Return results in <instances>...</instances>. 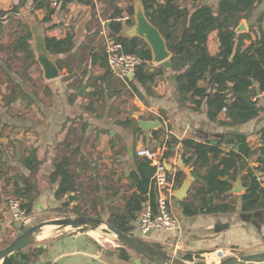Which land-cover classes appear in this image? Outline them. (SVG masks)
Wrapping results in <instances>:
<instances>
[{"label": "trees", "instance_id": "1", "mask_svg": "<svg viewBox=\"0 0 264 264\" xmlns=\"http://www.w3.org/2000/svg\"><path fill=\"white\" fill-rule=\"evenodd\" d=\"M12 1L11 10H0V38L7 25L15 22L17 29L8 46L12 56L20 59L26 69L37 66L30 49L31 32L29 25L22 18H17L16 21L15 16L27 5L29 9L40 11L45 16L56 17L60 11H66L70 4L89 7L92 18L88 23L95 22L92 29L104 28L111 43L121 44L123 53L136 55L141 61L133 72V80L119 78L109 68L106 51L93 46L92 30L88 26L78 46L70 31L63 38L45 37L48 53L57 58V67L64 72L53 92L49 86L46 87V92L57 97L66 95L68 106L74 105L78 111L73 117H65L61 131H66V134L56 144L50 164L52 168L48 172L45 168L48 166L50 150L31 146L19 157V163L26 172H16L8 179L6 187L9 196L18 199L28 214H32L44 189L50 185L55 187L54 198L63 200L57 208L58 213L63 212L65 217L74 215L102 219L106 211L105 220L111 226L120 232L131 234L133 223L144 203L148 201L154 209L156 204L155 188L152 185L154 169L146 158L138 157L135 152L136 142H146V138L142 137L146 131L139 127L138 120L135 119H119L116 115L112 121L123 131H130L132 139L135 170L129 172L127 179L129 189L134 191L128 196L124 193L121 195L123 209L103 206V200L116 197L121 184L116 190L109 183L105 187L97 184L89 186L88 190L94 197L86 199L87 187L80 181L81 174L95 167L91 166L93 162L81 152V145L89 127V119L104 115L108 105L109 115L111 116L112 111L117 114L120 109L114 102L119 98H135L147 105L149 99L156 98L154 88L169 72L174 75L179 101L183 105H190L189 108L194 112L200 111L205 104L203 112L210 123L216 122L223 128L236 129L257 119L262 112L255 97L264 95V0H207V5H204V0H140L146 19L158 29L166 43L170 53L169 69L152 64L150 48L144 40L122 34L125 28L134 25L133 0H59L57 7H52L49 0ZM120 1L126 3L124 8ZM258 9L260 11L255 14ZM254 14L257 15L256 20L246 27V32L236 33L240 23L244 22L246 25ZM214 32L218 49L211 54L207 43ZM22 71H17V79H7L9 85L3 95L5 108L11 107L18 100L27 99L28 104H33L25 88L21 86L26 82L25 78H28L22 75ZM82 84L91 91L80 98L77 93ZM10 115L22 118L18 114ZM151 119L161 122L159 117ZM100 132L110 134L108 130ZM161 132V128L157 129L152 139H159ZM113 135L117 138L121 134ZM113 140L110 141L111 148L115 147ZM261 141V146L251 148L243 140L213 142L188 138L179 141L172 135L168 136L164 144H161L165 147L163 159L172 157V149L180 144L183 161L192 168L191 175L196 178L193 193L179 201L183 214L193 216L199 212L232 213L237 208L242 213L264 210V187L260 180L251 170L242 174L246 159L252 156L264 168V130L261 131ZM224 144H232L238 150L224 151L221 149ZM4 152L5 148L0 145V180ZM201 169H205V174L200 173ZM257 170L261 171V168L258 167ZM238 174L244 192L239 199H235L227 192ZM44 175H47V180ZM168 175L171 178V173L168 172ZM183 176L178 170L174 176L176 185H180ZM121 180L122 176L110 179L116 183ZM107 191L112 193L102 198V194ZM70 194L78 196L79 200L68 201L66 198ZM24 227H18L19 234L27 229ZM41 253V249L31 246L6 258L2 264H29L36 261ZM120 256L127 259L128 253L120 252Z\"/></svg>", "mask_w": 264, "mask_h": 264}, {"label": "crops", "instance_id": "2", "mask_svg": "<svg viewBox=\"0 0 264 264\" xmlns=\"http://www.w3.org/2000/svg\"><path fill=\"white\" fill-rule=\"evenodd\" d=\"M124 3L125 2L120 1L121 6H123ZM99 7L100 5L97 6V8ZM1 9L3 11L10 10V8ZM86 10L87 14L89 12L90 15L91 9L89 7L79 4H70L68 5L66 11H60L58 17L66 24L63 26L66 28L60 29L59 31L61 38H63L66 33L70 31L75 36L77 46L82 42L84 35L81 36L80 39H77L78 36L75 30L77 28L76 20L79 21L78 13ZM88 22L89 20L87 19L84 24L92 30L91 37L93 40V46L100 50H105L110 43L106 36L105 29H92L94 26L93 22ZM101 24L103 25V22ZM215 35V32L211 33L208 38L207 46L211 54L216 53L218 49ZM51 36L58 37L56 34ZM254 38L255 37L253 36V39ZM98 40H100V42ZM169 73L170 76L167 74L168 88L163 87L162 80L154 88V92L156 94L155 99H149V103L147 105H144L139 100L134 101L135 108L138 109L136 111H138L140 115V118L137 119L138 121L145 120L157 122L151 119L154 117H159L161 120V122H158L159 126L156 129L149 130V132L143 134L142 137L146 138L145 143L141 140L136 142L135 152L138 148L143 147L144 145H148L150 147V144H153L156 148L163 147L161 144H164L165 140L170 135L174 136L179 141L188 138H195L197 141L205 139L215 142V140H236L234 139L235 136L242 134L245 138L238 140L246 141L251 148H256L263 144L261 141V131L264 130L263 94L255 97L258 106L262 108V112L257 119L236 129H226L219 126L216 122L210 123L208 121L206 114L203 112L205 104L202 106L201 110L197 112L192 111L189 108L190 105H183L178 99L174 75L172 72ZM52 85V88H54L55 85L53 83ZM86 91L85 92L88 93L91 89H86ZM60 98L61 100L55 101L54 104H62L63 106H56V112L52 109L51 112L47 113V115L44 116L46 123L40 124L30 118H20L19 120L14 119L13 123L20 127H24V133L19 134L20 132H18L17 129L12 128L0 129V131H2L0 133V145L3 144L1 146L5 148V152L2 154L4 165L3 167L1 166L2 178L0 180V235L9 232V229L12 228V220L7 209V200L10 198L6 187L9 181L8 179L16 172H26L25 168L19 163V157L31 146H36L44 150L49 149L51 154L45 171L48 172L52 168L50 164L54 157L56 144L58 142L60 143L66 134V131H61V128L63 122L65 121L66 109L70 107L67 104L66 95L60 96ZM108 107L109 105L106 107V111L101 117L97 119H89V127L87 130L89 133L87 134L88 136L86 135V137H84L81 145V152L92 163L91 158L96 155V153H94V148L97 147V150H102L100 151L102 152V154H100L101 157H105L108 161H111V159L116 161L113 165L108 164V162L104 165L105 181L102 187H105L107 183H109L112 185V188L116 190L121 184L122 187L120 192L116 195V197H110V200L107 202H115L117 200L119 203H111V206L123 209V203L120 199L121 195L124 193L128 196L134 191L129 189V181L127 179L129 172L131 170H135L131 149L132 139L130 131H123L122 128L113 124V120H111V116L109 115ZM62 109L65 111L62 112ZM159 128H161L164 133H159V139H152V135ZM103 130L110 131V134L101 133L100 131ZM91 132L93 133L92 137L89 136ZM113 133L121 135L116 138L113 137ZM8 136L15 138L11 143V146L9 144V146H7L6 144ZM87 138H89V143ZM112 139H114L113 141L115 142L114 148H111L110 146V141ZM154 143H158V145ZM85 144L86 152L83 148ZM221 149L224 151L238 150V148L232 144H224ZM181 150L182 147L178 144L172 149L174 153L173 156L166 160V163L169 166V170L167 171L171 173V176H175L177 171L180 170L177 164L178 157H182ZM93 165L94 164L92 163L91 166L94 167ZM184 166L187 165L184 163ZM258 167L261 168V171L257 170ZM188 170L190 173L192 172V168L189 166ZM250 170L254 172L258 180H260L261 185L264 187V168L256 162L255 156L246 159L242 174H246ZM200 173L202 175L205 174V169H201ZM45 176L47 175H44V178H46ZM121 176L122 180L120 183L110 181L112 177L117 178ZM193 178L194 181L187 193V196H189L190 193H193L192 188L196 185V178ZM183 179L184 176L181 182ZM80 181L84 182L83 177L80 178ZM84 184L86 186L85 182ZM90 186H95V184L91 183ZM179 186L180 185H176V189ZM48 187H53L55 189L54 186L49 185L46 188ZM46 188L44 191L47 190ZM107 192L108 196L112 193V191ZM242 193L232 194V196L235 199H239V196ZM52 200L59 204L63 201L54 199V196L50 199V201ZM179 201L180 200L174 198L171 200L170 204L171 213L178 222V229L174 231H152L148 236L143 237L147 238L150 236L149 238L154 243L159 245V249L185 261L195 262L197 260H212V258H210L212 257L211 255L218 249L224 250L228 256H237L239 253L249 254L259 252L256 251L259 249H255V247L259 244H264V210L242 213L241 210L237 208L232 213L199 212L193 216H185L180 208ZM45 202L46 200L44 199V195H41L39 201L35 205V208L37 205L42 206V204H44L45 206L47 204V202ZM147 202L148 201H146V203ZM139 214L136 221L133 223L134 228L131 231L132 235L137 232L140 236L138 231ZM58 218H62V216L58 215L52 219ZM16 234L18 233L15 232L14 236ZM107 243L108 244H99L98 241L88 232L56 234L53 237L42 240L38 244L34 245V248L41 249L42 253L36 261L29 264H142L139 257L134 258L135 255L131 253H128L127 259L121 257L120 252H117L114 255L103 254L98 249V246H100L102 250H112L116 246L109 244L110 242ZM188 257L190 259H187Z\"/></svg>", "mask_w": 264, "mask_h": 264}, {"label": "rangeland", "instance_id": "3", "mask_svg": "<svg viewBox=\"0 0 264 264\" xmlns=\"http://www.w3.org/2000/svg\"><path fill=\"white\" fill-rule=\"evenodd\" d=\"M214 2H216V0ZM12 6H13L12 0H3V1L1 0L0 1V10H2L1 8H10V10H11ZM125 6H126V3H124V5L122 7L124 8ZM133 6H134V2H133ZM261 6H263V5H261ZM259 11H260V9H258L255 12V14H257ZM57 15H59V14H57ZM254 15L247 22V24L245 25L246 27L249 24L254 23V21L256 20V17H257V15H255V16ZM78 16H79V21L76 20L77 28L75 30H76V34L78 36L77 39H80V37L83 36L84 32L86 31L85 29H86L87 25H85L84 22H86L87 19L90 21L92 16H91V13L89 15V12L87 14V10L79 12ZM88 16H89V18H88ZM15 17H16L15 18L16 21H17V18H22L29 25L30 28H33V29L39 31L45 37L51 36L54 34H56L58 37H61V34L59 32L60 29L66 28V27H63L66 24L64 22H62L58 16L57 17L56 16H52V17L51 16H45L40 11H32L31 9H29L28 5L26 7H24L23 9H21L19 11V14H17V16H15ZM93 24L95 25V22H93ZM15 29H17L15 22L13 24L7 25V27L4 29L2 37L0 38V129H7V128L17 129L18 132H20L19 134H21V133H24V127H20L18 125H15L13 123V121H14V119H17V118H13L10 114H18L22 118H30L33 121H36L40 124H43V123H46V119L44 116L47 115V113L51 112L52 109H54L56 112V110H57L56 106L62 107L63 105L62 104H54L55 101L61 100L62 97L60 98V97H57L55 95L50 96L47 94L46 87L49 86L51 88V91H52L53 85H52V82L48 83V82H45L43 80L42 73H41V70L38 67V65L37 66L33 65V66H31V68L26 69L24 63H22L21 60L18 59L17 57L12 56V54L10 53L8 44L14 35ZM129 31H130V29L125 28L123 30V33L126 35H129ZM6 64L9 65L10 69H7ZM21 69L23 70L22 75H26L29 78V79L25 78L26 82H24L25 84L23 83L21 86L23 88H25L28 96L32 99L33 104H28L27 99L26 100H18L16 102H14L11 105V107L5 108L4 102H3V95L5 94L6 88L9 85L7 79H9V77L13 78L14 80L17 79V77H18L17 71L18 70L20 71ZM63 73L64 72H61V77H62ZM168 76H170V73ZM59 80H60V78L58 79V81ZM167 80H168L167 77H166V79L163 80L162 85L164 88H168V81ZM86 92H85V94H86ZM135 100H137V99L134 98V99L130 100L129 97L119 98L118 100H116L114 102V105L119 106L118 108L120 109V111L117 114H116V111H112L111 112V120H115L116 115H117V117H119V119L131 118V119L137 120L138 118H140L139 112L136 111L138 109L135 108V105H134ZM85 102H87V101H85ZM71 107H73V108L71 109ZM64 111L65 110L62 109V112H64ZM77 111H78V109L74 105L70 106L68 109H66V116L73 117ZM63 116H64V113H63ZM41 118H42V120H41ZM147 132H149V131H146V133ZM30 133H32V132H30ZM88 133H89V131H87L86 135ZM86 135H85V137H86ZM89 136L92 137L93 133L91 132ZM89 138H87L88 143H89ZM14 139L15 138L8 136L6 139L7 140L6 141L7 146H9V145L11 146V143L14 141ZM154 144L158 145V143H154ZM1 145H3V144H1ZM150 145H151L150 147L148 145H144L143 147H147L150 149L156 148V146L154 147L153 144H150ZM83 148L85 150L86 144L83 146ZM94 149H95L94 153H96V155L94 157L92 156L91 159H92V162L94 164L93 166L95 168H92L89 171L86 170L85 172H83L81 174V177H83L84 182L86 183V187H87V189H86V194H87L86 199L87 200L92 199L94 197V195L88 190V187L91 185V183L97 184L99 186H103V183L105 181L104 180V176H105V171H104L105 166L104 165L106 164V162H108V164H110V165H113L116 162L112 159H111V161H108L105 157H101L100 154H102V152H100V151H102V150H100V149L97 150V147H95ZM85 152H86V150H85ZM93 171H94V173H93ZM45 177L47 178V176H45ZM113 178H116V177H113ZM46 189L47 190L44 191L43 195H44V199L46 200L47 204L45 206H44V204H42V206L37 205V207L34 208V211L31 214V217H32L31 224L27 227H24V228H28V227L36 225L40 222L48 221V220L52 219L54 216L59 215V216H62V218L66 216V214H64L63 212L58 213L57 208L59 207V203H57L56 201H53V200L50 201V199H52V197H53V190H55V189L53 187H48ZM106 195H108V192L102 194V198L106 197ZM109 200L110 199L103 200V206L104 207L111 205V203H114V204L119 203L117 200L115 202L110 201L108 203L107 201H109ZM105 213H106V211L104 212L103 219L106 218ZM71 216H74V215H71ZM15 232L18 233L19 228H18V225H16L12 221V228L9 229V232L0 235V249L4 248L6 246V243L9 242V240H11V238L14 236ZM87 232L89 234H91L98 241L99 244H103V243L108 244L107 242H110L109 244L115 245L110 240L109 236L101 233L100 229H98L97 231H87ZM133 235L135 237L140 238L145 243H147L153 247L160 248L158 244L154 243L149 238L150 236L147 238H143V237H140L137 232L133 233ZM53 236H54V234H52V232L47 233L46 235H44V237H46L44 240L51 238ZM255 249H259L256 251H264V244H259L258 246L255 247ZM239 254H244V253H239ZM239 254H237V255H239ZM211 256L212 257H210V258H212V260L209 259L207 261L206 260H203V261H205L207 263H219L220 262V258H218L215 254H212ZM134 258H137V256H135ZM139 260L141 261L142 264H147L146 261H144L140 258H139Z\"/></svg>", "mask_w": 264, "mask_h": 264}, {"label": "water", "instance_id": "4", "mask_svg": "<svg viewBox=\"0 0 264 264\" xmlns=\"http://www.w3.org/2000/svg\"><path fill=\"white\" fill-rule=\"evenodd\" d=\"M133 2L134 25L128 28L130 29L129 35L124 34L123 31L122 34L127 37H138L144 40L150 48L152 64L162 65L163 68L169 69L170 53L166 48V43L163 37L161 36L158 29L146 19L141 1L133 0ZM207 4L208 1L204 0V5ZM29 29L32 40L30 49L34 54L36 64L41 70L42 78L45 82H52L54 85H56L57 80L61 78V71L58 69L56 63L57 58L48 53L45 47V36L33 28L29 27ZM246 30L247 28L244 22H241L235 32L244 33ZM133 77V73L128 74V78L130 80H133ZM85 91V84H82L77 93L78 97H84ZM138 124L143 131L156 129L159 126L158 122L145 120L138 121ZM244 138V135L238 134L234 139L238 140ZM163 163L166 170H169L166 160H164ZM177 165L180 168V171L184 173V179L180 186L174 191V196L176 199L181 201L186 198L187 193L193 184L194 178L188 170V166H184L181 156L178 157ZM230 185L231 189L227 192L228 195L244 192L239 174L237 175L236 180L231 182ZM66 199L68 201H78L79 197L70 194ZM98 229H100L101 233L109 236L110 240L116 245L112 250H102L101 247L98 246L100 252L106 255H114L117 252L132 253L140 259L146 261L147 264H264V251L240 254L237 256H228L220 260L219 263H207L203 260H198L195 262L185 261L159 248L145 243L143 240L135 237L132 234H126L118 231L103 218L99 219L92 216H71L51 219L28 227L22 233L14 237L8 245L0 249V264H2L6 258L28 247L38 244L46 238L44 235L47 233L52 232V234L56 235L69 232L97 231Z\"/></svg>", "mask_w": 264, "mask_h": 264}, {"label": "built area", "instance_id": "5", "mask_svg": "<svg viewBox=\"0 0 264 264\" xmlns=\"http://www.w3.org/2000/svg\"><path fill=\"white\" fill-rule=\"evenodd\" d=\"M49 1L52 7L58 6L59 0ZM105 51L111 72L119 78H128V74L133 73L141 62L136 55L123 53L122 46L119 43L110 42ZM163 151L164 147H157L155 149L140 147L136 151V155L146 158L154 169L152 185L156 193L155 209L147 202L139 214L138 231L141 237L148 236L152 231H174L178 229L177 219L172 215L170 208L171 200L175 198L174 191L176 190V185L174 176L170 178L163 163ZM7 209L11 220L18 227H27L31 224V214H28L18 199L10 197L7 202ZM213 254L220 258V260L228 257V254L221 249L215 250Z\"/></svg>", "mask_w": 264, "mask_h": 264}, {"label": "bare ground", "instance_id": "6", "mask_svg": "<svg viewBox=\"0 0 264 264\" xmlns=\"http://www.w3.org/2000/svg\"><path fill=\"white\" fill-rule=\"evenodd\" d=\"M51 228H53V227H51ZM48 231H49V230H48ZM46 233H47V231H46ZM46 233H44V234H46ZM44 234H43V235H44Z\"/></svg>", "mask_w": 264, "mask_h": 264}]
</instances>
